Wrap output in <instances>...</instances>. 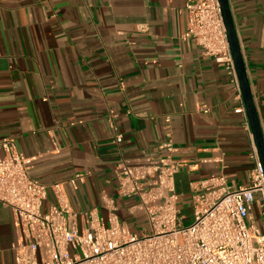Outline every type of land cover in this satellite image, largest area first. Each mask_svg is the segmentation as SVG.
Returning a JSON list of instances; mask_svg holds the SVG:
<instances>
[{
  "label": "crops",
  "instance_id": "1",
  "mask_svg": "<svg viewBox=\"0 0 264 264\" xmlns=\"http://www.w3.org/2000/svg\"><path fill=\"white\" fill-rule=\"evenodd\" d=\"M186 1L0 0V140L13 138L35 157L30 174L42 183L87 173L76 188L66 184L77 211L105 215V191L130 225L134 200L117 196V165L168 155V132L173 158L184 162L179 203L194 180L222 172L236 185L249 182L252 145L231 77L184 38ZM230 4L264 130V0ZM53 201L50 193L45 207ZM136 219L145 221L141 233L147 221ZM18 239L14 211L0 204V264H17Z\"/></svg>",
  "mask_w": 264,
  "mask_h": 264
},
{
  "label": "built area",
  "instance_id": "2",
  "mask_svg": "<svg viewBox=\"0 0 264 264\" xmlns=\"http://www.w3.org/2000/svg\"><path fill=\"white\" fill-rule=\"evenodd\" d=\"M186 10L184 38L193 39L231 77L239 101L236 111L244 116L252 145L249 182L236 185L222 172L192 181L191 222L185 224L175 180L184 162L173 158L178 148L168 132L162 145L168 155L146 163L122 158L117 165V196L133 199L128 213L147 221L146 229L137 233L121 220L115 197L105 191L100 194L105 215L97 207L83 211L73 207L66 184L76 188L87 173L49 184L37 181L30 174L35 157H27L13 138L5 137L0 140V204L16 217L17 264H264V174L221 4L187 0ZM115 117L110 110L114 142L120 145L123 135ZM164 121L169 129L171 116L165 115ZM50 193L54 201L45 207ZM250 207L257 208L260 219Z\"/></svg>",
  "mask_w": 264,
  "mask_h": 264
},
{
  "label": "water",
  "instance_id": "3",
  "mask_svg": "<svg viewBox=\"0 0 264 264\" xmlns=\"http://www.w3.org/2000/svg\"><path fill=\"white\" fill-rule=\"evenodd\" d=\"M223 13L228 40L233 54L237 74L240 81L243 100L245 103L248 120L252 129L254 142L259 154V160L264 174V130L258 111L256 99L250 82L246 61L242 51L240 38L236 29L230 0H219Z\"/></svg>",
  "mask_w": 264,
  "mask_h": 264
},
{
  "label": "rangeland",
  "instance_id": "4",
  "mask_svg": "<svg viewBox=\"0 0 264 264\" xmlns=\"http://www.w3.org/2000/svg\"><path fill=\"white\" fill-rule=\"evenodd\" d=\"M189 200L188 197H185L184 200L182 202L179 203V208L182 210V214L185 215L186 220L184 221L185 224H189L191 222V213H190V209H189ZM250 211H253L255 213V215L257 216L258 219L259 218V214H258V210L256 207H250ZM127 221L129 222V226L132 228H135L134 230L138 232L137 228L139 225H144L145 221L144 220H138L136 218H133L131 216L126 217ZM260 226H262V221L260 220ZM263 229V226H262ZM140 233V232H138Z\"/></svg>",
  "mask_w": 264,
  "mask_h": 264
}]
</instances>
